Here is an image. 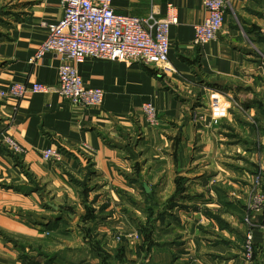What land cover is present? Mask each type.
<instances>
[{
  "label": "crops",
  "instance_id": "obj_1",
  "mask_svg": "<svg viewBox=\"0 0 264 264\" xmlns=\"http://www.w3.org/2000/svg\"><path fill=\"white\" fill-rule=\"evenodd\" d=\"M224 1L217 39L199 46L204 0H113L116 14L137 18L172 8L177 24L160 70L76 66L104 93L96 108L57 94L0 99V264H243L248 230L252 264H264V203L252 210L264 201V0ZM61 17L59 0H0V91L57 84L61 59H32ZM48 148L59 163L41 160ZM126 233L139 240L115 241Z\"/></svg>",
  "mask_w": 264,
  "mask_h": 264
},
{
  "label": "built area",
  "instance_id": "obj_2",
  "mask_svg": "<svg viewBox=\"0 0 264 264\" xmlns=\"http://www.w3.org/2000/svg\"><path fill=\"white\" fill-rule=\"evenodd\" d=\"M113 0H59L61 19L46 26L47 36L38 48L32 62H39L47 53L61 59L57 69V84L46 86L38 83L30 85L14 83L0 91V99L21 100L27 94H57L70 105L81 109H93L102 104L104 93L100 89L86 87L76 69L88 60L117 61L120 63H141L160 70L168 62L170 50L169 30L177 24V16L168 8L163 19L153 16L137 18L116 14L112 9ZM207 15L201 24L194 26L195 45L203 46L217 39L223 24L226 5L224 0H204ZM264 29V24H263ZM74 65H70L67 62ZM234 108L239 106L234 103ZM142 112L150 127L159 124L157 111L149 103L142 106ZM213 124H217L216 121ZM3 146L15 156L24 155V149L14 140L5 137ZM43 162L59 163L61 155L57 149L48 148L41 152ZM258 177L256 186L261 185ZM263 197L254 199L252 210L258 211L263 205ZM244 222L251 226L249 218ZM138 241L136 233H126L115 238ZM254 244L250 230L246 231L242 248L243 264H252Z\"/></svg>",
  "mask_w": 264,
  "mask_h": 264
},
{
  "label": "trees",
  "instance_id": "obj_3",
  "mask_svg": "<svg viewBox=\"0 0 264 264\" xmlns=\"http://www.w3.org/2000/svg\"><path fill=\"white\" fill-rule=\"evenodd\" d=\"M85 220H87V218Z\"/></svg>",
  "mask_w": 264,
  "mask_h": 264
}]
</instances>
